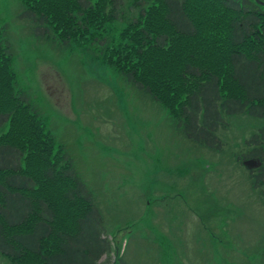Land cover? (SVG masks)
<instances>
[{
  "label": "rangeland",
  "instance_id": "rangeland-1",
  "mask_svg": "<svg viewBox=\"0 0 264 264\" xmlns=\"http://www.w3.org/2000/svg\"><path fill=\"white\" fill-rule=\"evenodd\" d=\"M25 10L22 0H0L15 89L88 190L111 243L109 263L264 264V201L250 182L255 172L238 160L264 120L226 117L220 150L196 145L162 106L102 63L100 44L64 43L50 22L38 31ZM138 12L124 0L104 40L120 41ZM41 189L60 199L56 183ZM0 264L15 263L0 254Z\"/></svg>",
  "mask_w": 264,
  "mask_h": 264
},
{
  "label": "trees",
  "instance_id": "trees-1",
  "mask_svg": "<svg viewBox=\"0 0 264 264\" xmlns=\"http://www.w3.org/2000/svg\"><path fill=\"white\" fill-rule=\"evenodd\" d=\"M123 1L22 0L24 13L40 22L38 31L50 22L64 43L100 44L102 63L162 106L196 145L220 150L216 133L226 117L264 120L263 5L132 0L138 21L123 29L120 41H105ZM1 39L0 34V129L6 130L0 134V254L15 264H110L102 217L63 147L16 91ZM248 141L251 147L238 160L242 165L260 159L261 165L248 171L255 172L249 179L264 201V125ZM54 183L60 190L56 202L41 189ZM72 203L78 205L74 211Z\"/></svg>",
  "mask_w": 264,
  "mask_h": 264
},
{
  "label": "water",
  "instance_id": "water-1",
  "mask_svg": "<svg viewBox=\"0 0 264 264\" xmlns=\"http://www.w3.org/2000/svg\"><path fill=\"white\" fill-rule=\"evenodd\" d=\"M258 3H260V2H258ZM261 5H263V4L261 3ZM260 165H261V161H260V159H257V158L243 161V166L246 167L247 169L258 168Z\"/></svg>",
  "mask_w": 264,
  "mask_h": 264
}]
</instances>
